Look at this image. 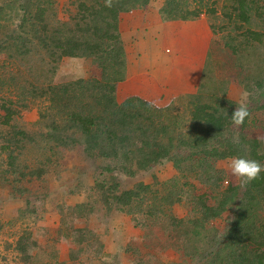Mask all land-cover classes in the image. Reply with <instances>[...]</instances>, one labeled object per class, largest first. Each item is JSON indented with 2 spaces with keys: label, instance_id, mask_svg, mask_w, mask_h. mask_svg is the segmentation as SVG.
Segmentation results:
<instances>
[{
  "label": "rangeland",
  "instance_id": "1",
  "mask_svg": "<svg viewBox=\"0 0 264 264\" xmlns=\"http://www.w3.org/2000/svg\"><path fill=\"white\" fill-rule=\"evenodd\" d=\"M195 1L175 3L193 9ZM213 1L210 4L217 10L214 15L174 20L189 23L191 28L200 27L194 35L200 46L204 26L209 29L211 43L202 72L209 81L202 78L195 93L181 94L163 104L160 122L168 132L163 133L161 142L170 151L150 169L138 170L135 166L132 176L121 170L119 162L98 156L88 158L84 138L75 130L69 129L66 134L63 131L62 143L51 140L54 123L59 129L69 125V109L52 105L48 94L35 96L51 85L100 79L102 70L96 62L85 57H65L55 62L42 51L40 43L36 44L37 40L32 45L34 52L26 59L19 57L14 48L0 54V264H218L214 252L205 251L207 236L220 239L239 221L247 232L255 225L264 230V200L258 197L251 202L245 197L247 188L242 190L227 168L233 157L212 161L200 149L192 155L184 143L189 133L205 134L207 130V135L209 131L206 124L192 119L195 107L212 104L222 108L226 100L236 108L241 93L247 90L250 116L236 128L231 113L225 111L223 114L229 118L224 133L231 139L245 136L251 146L248 151L264 156V17H251L254 45L240 57V53L232 52L231 45L245 34L248 25L241 20L230 22L224 16L226 1ZM260 1L262 6L264 0ZM42 2L47 7V24H75L79 0H0V7H15L1 20L5 26L0 29V44L26 37L30 29L21 28L28 13L21 8L29 3V9L37 12L36 6ZM166 3L149 0L147 6L133 10L150 7L156 11ZM186 48L182 55L193 53L195 47ZM77 94L70 101L73 109L86 110L92 105L90 98ZM116 100L124 102L117 99V88ZM7 109L18 111L8 124L3 122ZM19 133H25L24 142ZM220 138L212 137L210 143L214 145ZM145 152L152 155V145ZM259 162L264 166V158ZM114 181L121 191L136 189L141 183L149 190L141 194L134 207H128L131 210L122 208L114 199L106 202L107 197L97 188V183L110 187ZM171 193L178 194L173 205L172 201L165 202ZM229 198L231 201L225 203ZM140 200L145 201L141 206ZM221 202L225 204L220 214L206 220L204 206L218 207ZM149 205H153L154 216H146ZM21 239L26 243L24 251L17 248ZM253 247L249 243L243 246L248 264H252ZM228 252L223 253L221 264H239Z\"/></svg>",
  "mask_w": 264,
  "mask_h": 264
},
{
  "label": "trees",
  "instance_id": "2",
  "mask_svg": "<svg viewBox=\"0 0 264 264\" xmlns=\"http://www.w3.org/2000/svg\"><path fill=\"white\" fill-rule=\"evenodd\" d=\"M225 1V18L230 22L241 20L248 25L245 34L242 33L241 38L237 37L235 44L231 45L232 52L236 55L240 53L241 57L242 52L254 45L253 40L255 38L253 39L251 34L253 27L250 20L254 15L260 19L264 17L262 14L264 3L261 6L260 0ZM195 2L197 3H195L196 7L190 9L188 5L182 7V4L175 3V0H167L164 8L161 9V15L166 21H190L202 14L214 15L217 13V10L210 4L214 3L213 0H197ZM148 3L149 0H112V6L106 7L105 0H79L78 13L74 17L75 24L62 23L60 27L46 23L47 7H44L45 2L36 6L37 12L30 10L31 5L26 3L25 7L22 6L21 9L25 8V12L28 14L23 18L21 29L29 28V34L22 38H11L0 44V54L7 49L14 48L19 57L26 59L27 55L29 56L34 52L32 45L35 43L34 40H37L36 44L40 43L42 51L48 53L49 58L55 62H59L65 57H85L98 64L102 70L100 79H80L67 84L51 85L45 88L41 95L35 96L42 97L48 94L52 105L59 109H69L66 113L69 125H63L59 129V124L54 123L49 134L51 140L62 143L64 134L69 129L75 130L84 138L85 154L88 158L94 159L98 156L102 159L119 162L120 165L125 166H121V170L127 171L128 175L131 176L134 174L135 166L138 170L150 169L159 160H164L170 151L166 148L167 144L161 142L163 141V133L165 135L168 132V128L160 122V114L164 112V109L150 105L139 98L128 99L122 104L116 100V86L123 82L127 76V53L119 32L120 15L130 12L136 7H145ZM48 5H50L49 2ZM13 11H15L13 5L0 7V29L5 26L1 21L4 19L3 16ZM5 21L8 22L7 19ZM227 45L229 46V44ZM53 61L52 63L55 64ZM50 68L54 69L53 66ZM202 78L207 82L209 81L206 74ZM79 91L81 94H77ZM32 92L35 93L36 91L32 89ZM75 92L79 97L83 94V98L85 97L86 100L90 98L92 105L89 104L86 110L81 107L78 110L73 109L70 101L74 98ZM234 108L235 104L226 100L222 108L212 107V104L195 107L192 119L206 124L209 131L207 135H205L207 130L205 134L191 135L189 133V138L184 143L188 144L192 153L195 149H200L212 161L234 156H242L258 162L264 158L263 155L258 156L256 152L248 151V146H251L245 136H240V141L234 143L233 139L224 133L229 115L225 117L223 113L226 111L232 115ZM7 112L3 121L6 124L18 111L7 109ZM59 133L61 134L59 135ZM210 133L211 135L208 137ZM19 135L23 137L24 142L26 140L25 133H19ZM216 136L221 138L213 145L210 143V139ZM150 138L153 140L151 143L149 142ZM149 145H152L154 149L152 155L145 152ZM7 149L8 147H4V150ZM135 149H138V152ZM133 155H137V157L134 158ZM131 164L135 165L131 167ZM97 188L99 191H103V196L107 197L106 202L110 198L114 199L122 208L126 209L134 207L141 194L149 190L148 185L141 183L136 189L121 191L115 181L110 187H106L104 182L97 183ZM230 190L233 191L235 188ZM177 195V193H171L167 197L165 196V202L169 200L172 201V205L175 204ZM245 197L251 202L257 200L258 197H262L264 200V173H261L258 179L247 186ZM229 201L231 198L225 203ZM144 203V200L139 201L140 206ZM225 203L221 202L218 207L204 206L203 211L206 220L218 216ZM249 206L251 207L252 204ZM152 207L153 205L148 206L146 216L155 215ZM207 238H209L208 247L204 250L209 253L214 252V262L218 264L222 263L223 253L228 250L233 261L239 264H248V257L242 253L246 243L254 246L251 263L264 264V252H261L262 249L264 250V230L258 229L256 225L249 227L247 232L242 229L241 221H239L220 239L217 236H212V238L207 236ZM25 244V241L21 239L17 246L18 250L24 251ZM208 249L210 250L208 251Z\"/></svg>",
  "mask_w": 264,
  "mask_h": 264
},
{
  "label": "crops",
  "instance_id": "3",
  "mask_svg": "<svg viewBox=\"0 0 264 264\" xmlns=\"http://www.w3.org/2000/svg\"><path fill=\"white\" fill-rule=\"evenodd\" d=\"M160 10L149 7L120 15L119 31L127 53V76L117 85L119 101L137 97L161 108L176 96L195 93L201 83L211 43L209 29L204 26L200 46L198 38H194L200 27L191 28L182 21H166ZM186 46V50L195 48L185 56L182 51Z\"/></svg>",
  "mask_w": 264,
  "mask_h": 264
},
{
  "label": "clouds",
  "instance_id": "4",
  "mask_svg": "<svg viewBox=\"0 0 264 264\" xmlns=\"http://www.w3.org/2000/svg\"><path fill=\"white\" fill-rule=\"evenodd\" d=\"M105 6L111 7L112 0H105ZM249 96L250 93L247 90L243 91L241 93L240 101L232 113L231 122L236 128L241 127L245 123V120L250 116L248 109ZM233 142H239L238 135L233 137ZM227 168L235 180L239 182V187L242 190L246 189L248 185L258 179L261 176V173H264V166L258 161L250 160L242 156L231 158ZM225 183H227V181Z\"/></svg>",
  "mask_w": 264,
  "mask_h": 264
}]
</instances>
